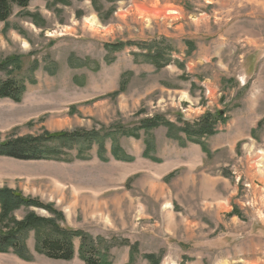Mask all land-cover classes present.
<instances>
[{"label": "rangeland", "instance_id": "obj_1", "mask_svg": "<svg viewBox=\"0 0 264 264\" xmlns=\"http://www.w3.org/2000/svg\"><path fill=\"white\" fill-rule=\"evenodd\" d=\"M10 78L24 95L0 99V143L114 131L135 160L115 161L112 138L106 163L96 142L74 140L37 150L71 162L0 157V192L22 201L2 233L34 215L102 255L110 246L111 264H190L187 250L203 264H264V0H30L0 23V81ZM156 117L217 121L200 139L208 154L164 126L141 130ZM132 128L139 139L117 137ZM146 140L158 163L142 158ZM25 243L29 260L0 253V264H84L78 238L68 262L39 253L33 231Z\"/></svg>", "mask_w": 264, "mask_h": 264}, {"label": "trees", "instance_id": "obj_2", "mask_svg": "<svg viewBox=\"0 0 264 264\" xmlns=\"http://www.w3.org/2000/svg\"><path fill=\"white\" fill-rule=\"evenodd\" d=\"M30 0H0V23H5L12 15L14 9L25 10L28 8ZM63 3V2H62ZM9 61L3 63L2 68L9 66ZM24 95V84L23 82L16 80L15 78L5 79L0 81V99L9 100L15 104L22 102V97ZM219 114V113H218ZM216 122L210 118L203 119L199 123L192 127L187 124L186 121L181 119L180 123L182 126H178L176 123H173L164 118H149L141 122V130H151L158 126H164L167 129L166 138L169 140L176 141L180 146L184 147L186 143H192L199 145L202 151L208 154L206 146L200 142V139L206 136H212V128L216 127ZM144 124V126H143ZM134 129H123L121 130L120 136L129 137L134 139H139L138 134H134ZM120 132V130H119ZM116 132L114 131H90L82 133H61L58 135L52 136H42L41 138H34V141L20 144L18 142H4L0 143V157H8L16 160H33L42 158H55L54 160H59L61 162H71L67 159H60L58 156V150L55 147L54 149H49L48 151H37L41 140H51L56 139L58 146L70 147V143L74 140L87 142L91 144L96 142L97 146V156L101 162H108L104 157L105 148L104 143L105 139L112 138L111 145V155L115 161L132 163L135 160V157L127 155L119 145L115 137ZM112 134V135H111ZM78 136V137H77ZM151 137V136H150ZM144 142V152L142 154L143 159L157 162L158 161L150 156L153 143L151 141ZM152 143V146H151ZM42 144V143H41ZM86 144V146H87ZM82 161H87L88 159H79ZM14 193L7 194L0 192V217H4V214L10 213L13 209L18 207V204H22V201H17V196L12 195ZM26 203V202H25ZM26 205V204H24ZM37 206V205H36ZM34 232L35 247L36 250L41 253L43 256L52 261H65L68 262L73 259V246L72 239L78 238L80 240L79 246V258L84 264H111L108 260V249L110 246L104 247V253L102 255L99 253V247L92 242L88 236L83 235L80 232L70 233L67 230H62L60 227H57L54 223L44 220L34 215H30L27 219L20 223H15L14 228L10 231L2 233L0 231V253L13 254L21 260H29L26 252V238L29 232ZM101 244V243H100ZM127 244V243H125ZM129 245V244H127ZM131 247V252H133V245ZM11 250V251H9ZM27 253V254H26ZM151 257V256H150ZM130 264V262H128ZM154 264V263H153ZM157 264V263H155Z\"/></svg>", "mask_w": 264, "mask_h": 264}, {"label": "crops", "instance_id": "obj_3", "mask_svg": "<svg viewBox=\"0 0 264 264\" xmlns=\"http://www.w3.org/2000/svg\"><path fill=\"white\" fill-rule=\"evenodd\" d=\"M166 134H167V131H166V133H165V136H166ZM167 139V138H166ZM169 140V139H168ZM171 141H173V140H171ZM144 143V142H143ZM188 144H191V147H189V145ZM144 146V145H143ZM157 148V146H156V142L153 144V146H152V150H151V152H150V156H151V154L153 153V152H156V149ZM188 149V150H190L191 151V154H192V152L193 153H198V150H201V148L199 147V146H197L196 144H192V143H186V145L184 146V148L183 149ZM144 149H145V146H144ZM144 149H143V151H142V154H143V152H144ZM158 151H159V149H158ZM160 151H163V152H170V151H164L163 149L161 150V148H160ZM182 255H184V256H187V257H190V258H193V259H195L194 261H192L190 264H203L202 263V259H200L201 258V256L200 255H195V254H199V252H196V251H194V250H192V252H190L189 250H187V251H185V252H183V253H181ZM182 255H179V259H182L183 257H181ZM128 260V259H127ZM166 260H167V258H166ZM199 260V261H198ZM182 261V260H181ZM164 264H172V262H168V263H164ZM177 264H180V262L179 263H177ZM186 264H189V263H186Z\"/></svg>", "mask_w": 264, "mask_h": 264}]
</instances>
